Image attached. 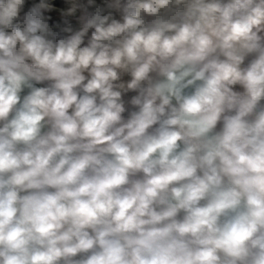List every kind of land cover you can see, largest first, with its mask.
Masks as SVG:
<instances>
[{"label": "clouds", "instance_id": "obj_1", "mask_svg": "<svg viewBox=\"0 0 264 264\" xmlns=\"http://www.w3.org/2000/svg\"><path fill=\"white\" fill-rule=\"evenodd\" d=\"M0 264H264V0H0Z\"/></svg>", "mask_w": 264, "mask_h": 264}]
</instances>
